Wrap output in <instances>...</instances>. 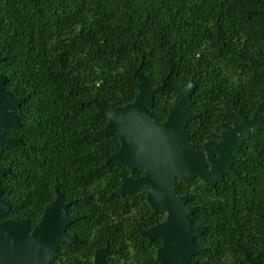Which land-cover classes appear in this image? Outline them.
<instances>
[{"label": "trees", "instance_id": "1", "mask_svg": "<svg viewBox=\"0 0 264 264\" xmlns=\"http://www.w3.org/2000/svg\"><path fill=\"white\" fill-rule=\"evenodd\" d=\"M0 53L5 88L25 98L14 109L20 126L6 130L22 143L0 155L9 168L1 197L11 204L5 217L33 226L54 187L80 191L76 178L88 175L116 187L127 174L122 163H105L120 141L99 132L106 119L87 100L111 108L131 102L136 68L150 87L165 79L147 108L158 121L195 82L197 115L187 129L197 148L216 137V124L250 117L264 98V0H0ZM234 156L236 174L215 185L175 178L177 193L201 207L190 215L205 226L197 243L208 245L197 264H249L244 251L264 255V122ZM156 212L148 206V224ZM147 242L146 263L158 264L157 242Z\"/></svg>", "mask_w": 264, "mask_h": 264}, {"label": "water", "instance_id": "2", "mask_svg": "<svg viewBox=\"0 0 264 264\" xmlns=\"http://www.w3.org/2000/svg\"><path fill=\"white\" fill-rule=\"evenodd\" d=\"M5 56L0 53V61ZM133 75L137 78L138 92L131 102L121 106L108 107L97 98H90L96 108L95 116L106 119L99 129L102 133H116L119 148L105 154V162L114 160L127 166L144 170L138 179L125 177L112 195H126L133 191H145L147 201L153 209L166 212L163 222L141 231L143 236L152 240L162 238L157 248L160 264H196L192 256L199 251L194 239L203 233V226H193L189 216L200 206L186 205L187 195L178 194L175 178L191 180L197 176L207 185H215L223 180V169L232 170L235 160L232 153L238 151L252 130L263 124L264 98L257 103L250 117L243 116L237 122L223 121L216 124L214 133L218 141L206 139L202 149L190 140L188 121L197 114L190 110L195 82L190 81L178 93L164 121L153 119L147 110L153 104L154 92L165 86L150 87L139 67ZM6 76L0 73V155L10 146L21 144L18 137L6 135L8 128L20 126L14 109L24 102V97H14L5 88ZM9 172L8 167L0 166V177ZM0 217L8 214L11 204L1 197ZM55 199L47 203L41 218L29 233L26 219H6L0 221V264H48L58 245L65 240L64 226L73 217L66 213V200L58 189L54 190ZM76 218V217H75ZM249 264H263L258 255H245ZM95 264H105L95 261Z\"/></svg>", "mask_w": 264, "mask_h": 264}, {"label": "flooded vegetation", "instance_id": "3", "mask_svg": "<svg viewBox=\"0 0 264 264\" xmlns=\"http://www.w3.org/2000/svg\"><path fill=\"white\" fill-rule=\"evenodd\" d=\"M210 139L218 141L220 137L216 135L215 138ZM232 157L235 159L232 163V170L223 169V178L226 172L236 174L234 164L237 159L234 156V152L232 153ZM126 168L127 174L120 176L119 184L116 187H113L111 182L101 185L99 184L100 176L88 175L76 178L81 183L78 186L80 191H72V187L68 184L63 186L64 190L58 187L53 188L52 197L45 202L44 207L55 199L54 190L58 189L62 196L66 200H69L66 205V213L68 216L73 217V219L64 226L63 233L65 240L58 245L48 264H95L96 260H103L105 264H147L148 240H156L155 260L160 264L157 260L156 252L157 248L162 245V238L156 237L150 240L146 236H143L141 231L163 222L166 218V212L161 209L151 208L145 191H133L126 195L111 194L112 191L120 186L122 178L138 179L144 175V170L141 168H135L133 171L127 166ZM92 171H95V169H92ZM100 188H105L108 191L100 192ZM187 200L186 205L195 206L187 204ZM148 206L151 210H157L156 218H154V213L151 214L152 222L150 224H148ZM7 215L0 217V221L16 219L5 217ZM38 221L33 226L29 223V233ZM197 225L203 226L204 230L196 238L203 236L205 233V226ZM258 235L260 236V234ZM196 238L194 242L199 251L192 258L197 264L196 258L206 256L205 249L208 245L202 240L198 244ZM261 243L258 245L264 249V233ZM243 253L244 260L245 255L250 257L258 255L259 260L264 264V255L261 252L255 251L250 254L248 251H244ZM206 260L209 261L208 258ZM221 260L228 261L227 257H222Z\"/></svg>", "mask_w": 264, "mask_h": 264}]
</instances>
